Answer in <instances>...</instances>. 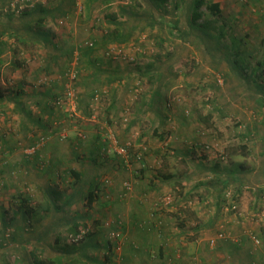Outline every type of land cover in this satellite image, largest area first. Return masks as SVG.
Returning <instances> with one entry per match:
<instances>
[{
  "label": "rangeland",
  "instance_id": "1",
  "mask_svg": "<svg viewBox=\"0 0 264 264\" xmlns=\"http://www.w3.org/2000/svg\"><path fill=\"white\" fill-rule=\"evenodd\" d=\"M74 1L0 0L2 92L13 97L12 91L20 90L19 83L26 91L37 89L38 93L46 90L49 81L57 84L51 93L53 115L43 113L40 117V106L22 97L20 112L29 109L32 118L40 120L42 127H34L35 134H23L21 114L13 115L5 108L10 99L0 101V144L4 142L0 148V264H34V258L63 250H70V257L61 264H83L70 258L82 238L75 241L71 237L84 224L99 245L86 255L101 264L107 254L108 263H119L122 222L107 213L114 204L130 203L137 189L139 196L153 200L150 211L165 213L166 234L170 235L164 238L179 243L181 250L184 245L179 236L185 232L192 237L197 225L215 212L217 198L228 191L236 195L243 215V225L233 216L226 217L229 224L249 229L246 223L251 219L264 227V0H210L219 3L220 12L212 15L201 5L194 27L189 24L191 0L161 4L153 0ZM90 3L94 10L87 13ZM40 9L50 16L37 23L34 17L42 14ZM144 11L159 17L162 27L144 25L142 17H136ZM137 19L141 25L128 40L117 42L111 35L124 32ZM25 22H30L34 31L47 30L48 40L28 38ZM200 24L217 38L206 37L201 42L196 29ZM169 25L176 30L170 33ZM91 41L96 45L88 55L85 51ZM94 64L111 67L109 71L122 69L109 81L100 82L97 76L89 81L87 73ZM162 72L166 77H160ZM68 87L73 101L65 98ZM40 137L45 140L36 146ZM9 143L14 146L10 150ZM120 144L130 145V152L118 154L114 147ZM20 154L44 158L49 170L56 163L53 156L60 157L59 172L68 171L70 180L58 182L57 188L48 187L59 194L54 207L57 200L66 199V190L75 191L84 179L99 185L89 203L84 198L88 187H83L80 201L72 204L66 216L69 220L76 217L75 221L50 233L53 244L46 247L40 243L38 223H46L51 218L49 212L53 213L44 192L48 188L25 183L29 171L42 173L37 163L43 160L35 158L37 163L31 168L18 163L6 166ZM72 170L80 176L75 178ZM177 180L182 181L181 188H177ZM124 182L129 183V189ZM184 191L193 192V200L189 211L181 214L178 204ZM243 194L248 196L245 201ZM46 205L49 212L44 211ZM19 209L30 213L22 216ZM197 210L199 217L193 214ZM216 228L201 236L206 239L202 255L210 257L212 250L219 248L210 246ZM110 229L119 232L117 251L104 248ZM248 236L246 245L251 249L255 243L254 249L262 248L259 255L264 259V240ZM186 239L182 241L191 246L192 239ZM23 250L29 253L28 261ZM221 254L222 260L211 264H248Z\"/></svg>",
  "mask_w": 264,
  "mask_h": 264
},
{
  "label": "crops",
  "instance_id": "2",
  "mask_svg": "<svg viewBox=\"0 0 264 264\" xmlns=\"http://www.w3.org/2000/svg\"><path fill=\"white\" fill-rule=\"evenodd\" d=\"M109 69L111 70L112 68L108 67V66L105 67L104 65H102L101 67H97V65L94 64V68L89 70L90 73L89 72L87 73L89 81H90V79H94L95 78L94 76H97L98 79L100 80V82H103L106 80L109 81L112 78L111 76L113 74L118 75L119 70H121L122 68L120 67L118 69V71H115V69H113V71H109ZM41 70H43V67L40 68V71ZM109 73H111V75ZM121 74H122V72H121ZM18 85L20 88V90H19L20 91V95H19L20 97L18 99H16L15 97H12L11 100L8 101L9 104L10 103L11 104L9 106L5 107V108L9 107L11 114H13V115L15 114L16 116H18V114L19 115L24 114L23 112H20V111L23 110V108L21 106L22 105L21 104L22 97H25L26 101L30 100L34 103L37 102V104L40 106V109H39V111L41 113L40 117L43 115V113H49V114L53 115V110L55 109V107L52 106V100L53 99H52L51 93L53 92L54 88L57 86V84L54 80L49 81V86L45 87L46 90H44L40 93H38L37 89H33L31 91H26V89L23 87L24 86L23 84L19 83ZM13 93L14 92H12V94ZM13 98L16 101H19V103L15 102V100H13ZM37 98H39V100ZM4 101H7V99L4 98V100H2L1 103H3ZM2 107H4V106H2ZM27 110L29 111V109H27ZM31 113L32 112L29 111L28 115H31ZM31 121H32L31 124L27 125V129L23 130L21 127L23 134L24 133L29 134L31 132L34 133L33 132L34 127L41 126L39 124V120L33 121V118H32ZM13 147L14 146H12V144L9 143L8 150H10ZM34 154H32V155H26V154L21 155L20 154L19 156L15 157L16 160L11 161L10 163L8 162L6 164V166L13 167V164L17 165V163H18L20 166H24L26 168H31L32 163H33L32 165L37 163L35 158H39L40 160H43L40 163H37V166H40V171L43 169L41 174H39V172L33 173V172L29 171L25 176V183L26 184H30V185H32L36 188H40V189L48 188V187L57 188L58 182H61V184H63L64 181L68 182L70 180V178L67 175L68 171H65L66 174L59 172V167H60L59 159H60V157H57V155L53 156V158L56 160V163L54 164L53 169L49 170V167H51V166L49 164H47V165L45 164V162H44L45 159L41 158V157H34V158L31 157ZM62 169H63V167H62ZM62 169H60V170H62ZM1 171L3 172V170H1ZM26 171H27V169L25 170V172ZM89 182H90V179H88V178L84 179L83 185L78 190H80V189L82 190L84 186L89 187V185H90ZM260 185H262V184H260ZM50 188L46 189L44 192H45L46 199L49 202L51 210L53 211V213L57 217H54L53 213L48 211V205H46V207L44 208V211L49 212L51 214V218L46 223H43V222L38 223L41 225L40 230H39V236L41 238L40 243H42L45 247L53 244L51 242L50 237H49V235H50V233H52V231L49 233V235L47 237H45V235H44V230L48 226H50L51 224L58 221V223H61V224L59 226H56V228L52 229V230L56 231V230L61 229V227H64V225L66 226V224H68V222H71V221L74 222L76 219V217L73 216L72 219L69 220L66 216H67V213L69 212V210L73 204V203L72 204L69 203V198L74 194V192L77 193L78 190L77 189L75 191H74V189H72L70 191L66 190L65 191V193L67 194L66 199L63 202L57 200L56 205H58V206L54 207L52 203H55V200L59 198V194L57 193V191L55 189H53V191L49 190ZM111 191L114 192L113 189ZM138 193L141 194V192H139V190L137 189L136 193L133 195L130 203H126V204H122V205L114 204L111 206L110 212L107 213V216L110 217L112 214L113 218L115 217V219H120L122 222L121 228L123 231V234H122L123 235V241H122L123 248H122L121 253H119L120 262L116 263V264H153L155 261H158L160 264H187V262L182 261L184 259H185V261H188L190 263L194 262L195 264H211L213 260L215 262L222 260L221 252H224L225 254H229L230 256H233V258L237 259V260H238V258L244 259L243 261H246L248 264H258V261H256V258H257V260L259 259V262L261 264L264 263V261H263L264 259L262 258V256L259 255V254H261L260 250H262V248L258 247L257 249H254L253 246L255 245V243H253V242H252L253 244L251 246V249L246 245V238L248 235L250 237H251V235H253V236L258 235L262 241L264 240L262 238V237H264V230L262 229L264 227L262 226V223H259V222L255 223L251 219L247 220L248 217H246L245 223L247 220L246 225H248L249 229L241 228L239 226H236L234 223L233 224H226V226H225L226 237L224 238L223 241H222V239H220L215 243V246H217L219 248L212 250L211 256L209 257L206 255H202V252H205V250L203 248L205 247L204 246V244H205L204 240H206V239L204 237L203 238L201 237L202 235H206L208 230H202V229L199 230L197 228L195 230V233L192 235V237L185 236L186 234H185V232H183L182 233L183 236H179L180 237L179 242L181 243V245H184V247H182V250H181V248L178 249L177 246L179 243L176 244L175 241L169 242L168 239H170V237L164 238L165 235H170V234H166V232H167L166 226H168V224H166L165 220H164L165 213H161L162 212L161 209H159V210L158 209H156V210L152 209L150 211L153 200H151V199L149 200V197H147V199H145L144 197H142V195L139 196ZM243 196L245 198H243ZM241 197L245 201L248 196H246V194H243ZM47 200H46V202H47ZM76 201H80V200H76ZM76 201H74V202H76ZM20 210H21L22 216H24V215L28 216V213H30V210L28 212V209H26V210L19 209V211ZM190 213L191 212H188V214H186V216H189ZM64 214H65V218L63 217ZM182 214H184V213H182ZM193 214H194V216L199 217L198 210L194 211ZM35 219H40V217H35L34 220ZM209 219H207V220H209ZM240 219H241V222L243 225V218H240ZM207 220H205V221H207ZM192 221H193V219H192ZM95 222L97 223V221H95ZM194 223H197V221H194ZM114 224H116V223H114ZM160 226H162V228ZM258 226H260V227L258 228ZM18 228L20 229L22 227L18 226ZM156 230L158 231V233L156 232ZM159 232H161L160 235H159ZM232 232H233V234H232ZM252 232L254 234H252ZM236 236H238V237H236ZM43 237H44V239H43ZM160 237H162V238H160ZM20 238H21V240H24L23 238H25V237H20ZM182 238H185V239L187 238L186 239L187 241L189 239H192V240H190L192 242H189V244L191 246H188L187 242L182 241ZM95 239L96 238L92 239L91 242L97 243V241H94ZM255 239H257V238L255 237ZM193 242L195 244L192 245ZM208 243H209V240H208ZM210 246L212 247V244ZM97 247H99L98 244H97ZM174 249H177L178 252H176V251L174 252ZM190 249L192 251H189ZM218 250H220V251H218ZM255 250H256V254L254 252ZM180 251H182L183 253ZM23 252H24V256H25V261H28V259H29L28 254L29 253H26V251H24V250H23ZM250 253H251V255H250ZM246 255H247V258L245 259ZM70 259L72 261H75V262H82L83 263L84 257H82V259H80L78 256H76V257L70 258ZM237 260H235V261H237ZM107 262L108 261H106L105 264H107ZM154 264H156V263H154Z\"/></svg>",
  "mask_w": 264,
  "mask_h": 264
},
{
  "label": "trees",
  "instance_id": "3",
  "mask_svg": "<svg viewBox=\"0 0 264 264\" xmlns=\"http://www.w3.org/2000/svg\"><path fill=\"white\" fill-rule=\"evenodd\" d=\"M153 1H157L156 4H161L162 2H164L165 0H153ZM72 3H75L74 0H71ZM206 6L207 10L212 14V15H217L219 12H220V7H219V3L218 2H215V1H205V0H191V3H190V6H189V9L191 11V14H192V19H190L191 21H189V24H191L192 26L191 27H194L195 26V23H196V20L197 18L200 16V12H198V8L201 6V5H204ZM88 11L87 13H91L94 8L92 7L91 3L89 4V7H87ZM40 11H42V14H38L37 16H35L34 18L36 19L35 21L37 23H40L41 21H43L47 16H50L49 12L46 11L45 9H40ZM149 11V10H148ZM148 11H144L141 15H136V17H142V19L144 20V25H147V26H150V27H155L156 25H160L162 27V20H160L159 17H157L156 15H154L153 13L151 12H148ZM113 18V17H112ZM137 23L135 24H132L131 26H129L124 32H116L114 34H111L112 36L115 37V40L118 42H124L126 40H128V38L131 36V34L133 33L134 31V28L140 27V22L136 21ZM30 22H25L24 24V28L27 29V37L28 38H32L34 41L38 42V41H42V42H46L48 40V36H49V33L47 30H33V28L30 26ZM5 27H9V26H5ZM8 30L10 28H7ZM24 29V30H25ZM169 32H173L174 30H176V27L175 26H171L169 25L168 28ZM196 29L201 33V35H199V39L201 42H204L206 37L207 38H210V39H216L217 37L213 36V33L212 31L206 27L205 24H200L199 26L196 27ZM205 29H208V30H205ZM179 34V32H177ZM95 44V41H91L87 46H88V51H85L86 54H90V47H93ZM2 48H0V53L2 52ZM212 56V55H211ZM159 69V68H158ZM66 72V71H65ZM151 72V71H150ZM149 73V72H148ZM67 74V73H66ZM66 74L63 75L64 77V80L66 79ZM151 74V73H150ZM150 74H148L150 76ZM165 74V73H164ZM166 77L163 75V72L161 73V76L160 77ZM163 84V82L159 85L161 86ZM13 92V91H12ZM10 93V92H9ZM14 94L16 95H13V97L17 98L19 95H20V91H15ZM159 96V94H158ZM4 98L6 99H10L11 100V96L10 95H5L2 90L0 89V101L4 100ZM39 100V98H37ZM13 100H15L13 98ZM15 102L19 103V101H16ZM37 104V102H36ZM48 105V104H47ZM24 114L21 115V127L23 130L27 129V125L28 124H31V119H32V116L31 115H28L29 111L28 110H24L23 111ZM39 119L37 118H33V121H37ZM40 122V120H39ZM4 138V137H2ZM4 145V142L3 140H1V144H0V148ZM125 145V144H123ZM127 147V151L130 152V149H131V146L128 145L126 146ZM1 150V149H0ZM2 172V171H1ZM73 176L75 178L79 177L80 176V173L75 171V170H72L71 171ZM166 178L169 177V175H165ZM178 182V186L177 188H181L183 186V184L181 183L182 181L181 180H177ZM90 185L87 189V195L84 196L85 199L88 200V203L91 202L93 196L95 195L96 196V190L98 189V184L95 183L93 181V183L91 182L90 180ZM83 185V183H82ZM81 188V187H78L77 190ZM81 192L82 190H78L77 193L74 192V194L69 198V203L72 204V203H75L74 201L76 200H80V196H81ZM221 194V193H220ZM122 193L119 194V196H121ZM233 200H235L237 202V197L235 194H233V197H232ZM192 200H193V192L191 191H184L183 195L180 197V200H179V208H178V212L179 213H183L182 211H187L188 209H190L191 207V204H192ZM189 202H191L189 204ZM229 202V198L225 197V195H221L219 196V198H217L216 200V207H215V212L213 213V215L210 217V219L208 220V222L206 223H201L199 226H198V229H202V230H207V229H211V227H214L216 226L217 230L215 231V235L217 236L218 233H220L222 235V237H218L216 238V242L220 239H222V241L224 240V238L226 237V224H229V221L226 220V217L228 216H233L235 217V219L237 220L238 218H242L243 215H242V212L240 211V213L234 211L230 205H226L228 204ZM189 211V210H188ZM29 212V210H28ZM29 214V213H28ZM61 223H58L55 222L53 224H51L50 226H48L45 230H44V235L45 237H47L49 235V233L52 231L54 232V230H52L53 228H56V226H59ZM84 230L83 229H79L77 231H75L76 234L78 233H82L83 232V236L82 238L78 241L80 242L81 246L75 248L77 249L75 255H71L73 257L71 258H74L76 256H78L80 259H82V257H84V260H83V264H88L89 262H94V263H97L98 261H96V259H91L87 254V252L91 250H97L99 247H97V243L96 242H91L92 239L95 238V235H92V232L88 231L89 228L86 224H84L83 226ZM77 227L76 225L74 226V229L73 230H76ZM86 230V231H85ZM79 231V232H78ZM111 229L108 231V233H110ZM78 232V233H77ZM108 237H109V234H108ZM44 239V237H43ZM110 239V237H109ZM107 239L106 240V243L104 244V248H106L108 251L111 249V250H115L114 249V244L115 242L111 241ZM91 246V247H90ZM68 254V255H67ZM70 254V250H63L61 251L60 253H57L55 255H51L49 254L50 256H47V257H44V258H41V259H34V264H61V262L66 259L67 257H70L69 256ZM108 259V255L105 254V256H103V258L101 259L100 263L101 264H105L106 261ZM99 264V262H98ZM107 264H114V263H108Z\"/></svg>",
  "mask_w": 264,
  "mask_h": 264
},
{
  "label": "built area",
  "instance_id": "4",
  "mask_svg": "<svg viewBox=\"0 0 264 264\" xmlns=\"http://www.w3.org/2000/svg\"><path fill=\"white\" fill-rule=\"evenodd\" d=\"M65 98H66V100L69 99L70 101H73V100H72V99H73V94H72V92L69 90V87H68L67 90H66V96H65ZM74 99H75V97H74ZM74 101H75V100H74ZM60 102H61V100H58V101H57L58 104H60ZM44 140H45L44 137H40V139H39V141L37 142L36 146H39L40 144H42V143L44 142ZM126 146H128V144H125V145L120 144V145H117V147H114V150H115L118 154H120V155H126V154H128V151H127V147H126ZM129 186H130V185H129L128 182H124V187H125V189H129ZM224 195H225V197L229 198V202H228V204H226V205H230L231 208H232L234 211L240 213V211H239V209H238L237 202H236L235 200L232 199L233 194H231V193L228 191V192L224 193ZM190 203H191V202H189V204H190ZM82 234H83V232L80 233V234H77L75 237H71V239H72V240H75V241H78V240L82 237ZM79 235H81V236H79ZM118 235H119V232H118V231H114V230H111L110 233H109L110 240L113 241V242H115V244H114V249H115L116 251L120 248V247H119L120 244H119L118 241H117V237H118ZM218 237H222V235H221L220 233H218L217 236L215 235L214 237H211V238H210V244H212V245L215 244V243H216V238H218ZM256 240H257V239H256Z\"/></svg>",
  "mask_w": 264,
  "mask_h": 264
}]
</instances>
